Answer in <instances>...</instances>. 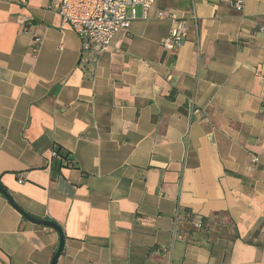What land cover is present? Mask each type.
<instances>
[{"label": "crops", "instance_id": "1", "mask_svg": "<svg viewBox=\"0 0 264 264\" xmlns=\"http://www.w3.org/2000/svg\"><path fill=\"white\" fill-rule=\"evenodd\" d=\"M236 2L156 0L86 74L51 0H0V264L59 247L18 207L57 264H264V0Z\"/></svg>", "mask_w": 264, "mask_h": 264}, {"label": "built area", "instance_id": "2", "mask_svg": "<svg viewBox=\"0 0 264 264\" xmlns=\"http://www.w3.org/2000/svg\"><path fill=\"white\" fill-rule=\"evenodd\" d=\"M51 1L59 11L63 22L68 24L81 39L79 67L86 74H92L101 54L111 46L115 35L122 30H128L134 20L147 19L156 0ZM236 6L241 9L243 0H237ZM158 18H169L174 22L170 35L162 41L163 47L179 48L189 34L188 20L174 9L159 10ZM189 22L198 35L199 22L195 13ZM191 112L196 117L203 116L202 109L195 105L191 106ZM52 156L59 157L56 149L53 150ZM68 164H72V161H68Z\"/></svg>", "mask_w": 264, "mask_h": 264}, {"label": "water", "instance_id": "3", "mask_svg": "<svg viewBox=\"0 0 264 264\" xmlns=\"http://www.w3.org/2000/svg\"><path fill=\"white\" fill-rule=\"evenodd\" d=\"M0 191L6 197H8L11 202H13L12 199H11V197H10V195L8 194V192L6 191V189L3 187V185L1 184V182H0ZM18 209L21 211V213L24 215V217L27 218V219H29L30 221H32L34 223H37V224H43V225L52 227V228L56 229L59 232V234H60L59 247H58V249H57L56 253L54 254V256L52 258V261H51V264H57V261H58L60 255H61V253L63 251L64 244H65V236H64V231H63L62 226L59 223H57L56 221H52L50 219L39 218V217H36V216H33V215H30V214L26 213L25 211H23L19 207H18Z\"/></svg>", "mask_w": 264, "mask_h": 264}, {"label": "trees", "instance_id": "4", "mask_svg": "<svg viewBox=\"0 0 264 264\" xmlns=\"http://www.w3.org/2000/svg\"><path fill=\"white\" fill-rule=\"evenodd\" d=\"M183 0H179V2H181ZM57 153L59 154V157H53V170L56 171L57 169H60L61 167H64V166H68V161H72V164H73V160L72 158L70 157V154L64 150L63 148L61 147H56L55 148Z\"/></svg>", "mask_w": 264, "mask_h": 264}]
</instances>
